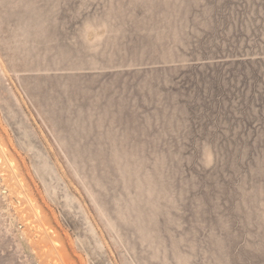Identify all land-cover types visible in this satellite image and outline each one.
<instances>
[{
	"label": "rangeland",
	"instance_id": "374dc122",
	"mask_svg": "<svg viewBox=\"0 0 264 264\" xmlns=\"http://www.w3.org/2000/svg\"><path fill=\"white\" fill-rule=\"evenodd\" d=\"M0 264H264V0H0Z\"/></svg>",
	"mask_w": 264,
	"mask_h": 264
}]
</instances>
